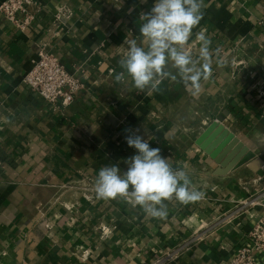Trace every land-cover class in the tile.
Instances as JSON below:
<instances>
[{"label": "crops", "instance_id": "crops-1", "mask_svg": "<svg viewBox=\"0 0 264 264\" xmlns=\"http://www.w3.org/2000/svg\"><path fill=\"white\" fill-rule=\"evenodd\" d=\"M37 2L28 33L0 15V264H156L179 247L163 264H229L260 217L264 175L245 165L219 176L195 141L217 118L264 162V0H204L188 48L198 53L203 30L213 63L197 96L180 81L148 92L115 80L153 0ZM60 7L72 17L52 38ZM42 41L84 85L69 106L45 102L24 83ZM126 129L146 132L204 198L166 202L164 219L121 198L97 199L99 169L123 172L135 153Z\"/></svg>", "mask_w": 264, "mask_h": 264}, {"label": "clouds", "instance_id": "clouds-1", "mask_svg": "<svg viewBox=\"0 0 264 264\" xmlns=\"http://www.w3.org/2000/svg\"><path fill=\"white\" fill-rule=\"evenodd\" d=\"M204 0H153L149 11L140 16V41H127L126 53L119 60L122 69L115 80H130L134 89L154 91L165 80L180 81L185 90L197 96L202 82L212 72L211 41L203 30L195 33L199 42L197 55L188 50L193 30L204 17ZM131 11V9H130ZM129 147L135 153L129 157L126 170L118 164L99 169L94 184L97 199H124L139 206L152 218L168 215L166 202L175 200L183 205L204 198V193L192 187L185 168L174 167L159 147H151L140 129L125 130Z\"/></svg>", "mask_w": 264, "mask_h": 264}, {"label": "built area", "instance_id": "built-area-1", "mask_svg": "<svg viewBox=\"0 0 264 264\" xmlns=\"http://www.w3.org/2000/svg\"><path fill=\"white\" fill-rule=\"evenodd\" d=\"M41 11L42 6L37 0H5L0 5V15L21 33L31 31ZM71 17L72 13L69 9L64 7L57 9L54 21L48 28L52 38L56 37L55 32L58 28L69 23ZM188 50L194 57L197 55L193 46L189 47ZM233 65L236 67L237 63ZM110 72L112 73L113 70L111 69ZM24 83L45 102L52 105L69 106L84 89L83 83L75 74L66 69L49 48L47 41L39 43L37 59L30 72L25 76ZM213 121L220 120L211 118L205 122V125L208 126ZM253 202L248 203L253 204ZM261 210L259 219L246 233L244 244L236 250L229 264H264V203L261 204ZM101 229L104 233L110 234L114 227H101ZM181 250L182 247H179L175 251L168 252L156 264H163Z\"/></svg>", "mask_w": 264, "mask_h": 264}, {"label": "water", "instance_id": "water-1", "mask_svg": "<svg viewBox=\"0 0 264 264\" xmlns=\"http://www.w3.org/2000/svg\"><path fill=\"white\" fill-rule=\"evenodd\" d=\"M195 144L219 165L215 172L219 176H226L245 165L258 175H264L263 160L221 121L209 124Z\"/></svg>", "mask_w": 264, "mask_h": 264}]
</instances>
